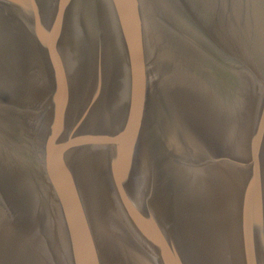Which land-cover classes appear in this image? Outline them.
Instances as JSON below:
<instances>
[{
    "label": "water",
    "instance_id": "obj_1",
    "mask_svg": "<svg viewBox=\"0 0 264 264\" xmlns=\"http://www.w3.org/2000/svg\"><path fill=\"white\" fill-rule=\"evenodd\" d=\"M0 264H264V0H0Z\"/></svg>",
    "mask_w": 264,
    "mask_h": 264
}]
</instances>
